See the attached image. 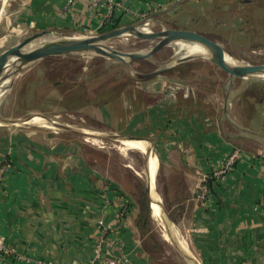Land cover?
I'll return each instance as SVG.
<instances>
[{"label":"crops","instance_id":"0c3cea01","mask_svg":"<svg viewBox=\"0 0 264 264\" xmlns=\"http://www.w3.org/2000/svg\"><path fill=\"white\" fill-rule=\"evenodd\" d=\"M89 1L27 0L16 11L37 27L90 33L103 24L106 14L120 25L153 12L167 21L184 2L102 0L91 9ZM258 1L239 4L259 14L264 5ZM206 3L200 14L214 8L220 16L229 7L227 0ZM3 11L2 6L0 48L15 29L4 20ZM160 88L136 84L123 90L116 102L95 108L106 122H116L118 130L150 136L166 175L183 189L184 198L176 204L184 206L181 223L202 264H264V101L248 94L249 101L242 102L249 92L245 86L237 99L240 122L229 119L231 130H226L222 122L201 114L195 106L198 96L189 102L144 97ZM181 89L185 99L187 87ZM230 95L227 90L226 98ZM3 127L0 243L17 254H2L0 264H108L117 257H127L128 264H149L135 225L137 206L111 172L108 158L95 166L77 140L40 129ZM234 148L239 157L230 170L221 178L211 176ZM204 178L209 192L199 201L197 187ZM103 230L111 246L96 256L94 247Z\"/></svg>","mask_w":264,"mask_h":264},{"label":"rangeland","instance_id":"374dc122","mask_svg":"<svg viewBox=\"0 0 264 264\" xmlns=\"http://www.w3.org/2000/svg\"><path fill=\"white\" fill-rule=\"evenodd\" d=\"M227 1L229 4L228 9H226L223 15L218 16V11L214 8L211 10L208 8L205 14H200L199 10L207 5L206 0H184V2L175 8L173 11L174 15L169 16L167 21L158 17V20L153 22L149 21L148 23L143 24V27L146 30H156L161 27L162 23H165L167 25L193 29L222 43L224 47L230 50L243 63H264V12H259V14L257 11L254 14L251 13L250 10H247L239 4V1H243L244 3L245 0ZM24 2L27 3V0H5L4 3L0 0V8L3 6L4 10V20H8L9 27L12 25L15 28L8 36L7 42L0 48V52L22 40L24 37L43 29L50 31V35H48L49 37H83L86 35L98 34L109 29V25L105 23L101 24L99 27H104L103 31H99L98 28L96 32L90 33L85 30L71 31L64 28H55L53 26H47L45 28L37 27L34 23L29 22L24 16V18L20 19L22 15L17 13L16 9L20 8ZM258 2L259 5H264V0H259ZM217 7L219 9L221 4ZM220 19L224 20V22L220 21ZM4 20L3 25L5 26ZM177 42L169 43L168 45L161 47L150 57L143 59L141 62L135 63L133 68L138 72H149L161 67L168 60L183 53L187 55L208 54V51L204 48L191 46L193 44L188 42ZM151 43L152 41L150 40L138 39L134 36L116 37L108 42L110 46L121 51L143 50L148 48ZM175 45L178 46V49L176 50L174 49ZM96 58L102 57L86 54L56 56L53 59L44 60L43 63H41L42 61L40 60L32 67L26 68L16 74L12 79H5L2 83L3 91L0 92V117L18 118L29 116L33 118L35 116H40L53 123V126L44 127L36 124H0V128L7 126L16 130L40 129L47 134L55 133L56 135L65 136L81 142L85 152L90 155L89 159L93 165L101 166L102 164H105V160L108 158L110 161L111 172L116 178L123 182L126 192L129 196H131L132 193L133 197L137 191V183L134 176L140 178L145 184L144 167L145 161L148 166L149 157H146L145 153L137 149L122 147L120 139L134 136L135 138L132 139L143 143L146 146H150L152 154L157 159V169L155 174L156 188L160 195L163 208L169 216L170 221L173 223L172 230L185 238L187 242V251L200 262L197 254L189 243V236L181 223L183 215L181 204L178 203L173 209H168L167 207V199L168 202L174 203L180 202L183 199V189L179 187V182H175L174 177L167 176L168 172L165 168V164L161 162L160 157L157 154L158 152L151 142L152 140L150 136L135 131L123 132L117 129L115 126L117 125L116 122H106L105 117L97 111V108L105 103L84 106L76 111H66L57 108V105L54 104L53 100H50L51 96L44 97L42 94L41 98L35 97L36 94L41 91L37 90L38 85H40L38 78L44 73L43 69L48 72L50 67L52 69L56 68L54 71H59L60 68L64 69V71L67 70L66 72L68 73L69 78L71 75L76 77L77 74H81L83 80H85L89 78L85 77L86 73H90L94 70L99 72L100 69L103 70V73H101L102 77L109 76L110 78H123L124 74L116 67H113L116 62L104 58L106 61L105 64L109 66L108 68H105L102 65H96ZM233 59L237 63L240 62L234 57ZM119 66L124 70L121 65ZM175 70L184 71L190 75V79L185 80L180 78L177 72H174ZM125 73L127 75L126 77L136 79L127 71H125ZM25 76L27 84L22 90L21 88L24 86L22 85L23 78ZM61 77L62 76H59V78L63 80ZM102 77L98 78V80H96L97 82H92L90 88L101 85V81L103 80ZM136 80L138 81L133 82L131 86L136 84H156L161 87L160 89L162 90L158 93H147L144 97L148 100L151 99L154 101L162 98V100L165 101L176 100L177 102H189L198 96L200 101H197L196 99L195 106H197V109L201 110V114L208 115L211 119L214 118L217 123L222 122V125L226 130H231L228 125L229 119L233 120L234 118L237 120L236 122H240L238 121L240 120V112L238 110L237 99L245 86L261 87L263 92L260 93V97L257 98L264 100V81L259 85H248L243 83L239 78L228 77L227 73L223 70L200 57L179 63L172 70L161 75L148 79ZM163 83L170 86L178 84V89L172 94L173 92H170L168 87L162 86ZM44 85L46 86V84ZM43 87L44 86L40 85L42 90L44 89ZM179 87L183 89L184 87H187V89H184V92L186 93V95H184L185 99H183V94L181 92L182 89ZM227 90L232 91V95L226 98ZM50 92L51 94H58L59 91L53 89ZM252 92L253 88L244 95L245 97H242V102H248L250 97L247 96L248 94H252ZM225 100L226 106L224 108ZM113 102H116V99L113 100ZM32 107H44L45 109H48V111L39 112L33 109L26 110V108L30 109ZM57 124L68 125L81 132L83 130L99 133L110 138L91 137L88 133L84 134L81 132L68 131L57 127ZM125 165H127V167ZM170 184L174 187H170L169 189ZM167 186L168 191L166 189V196L165 188H167ZM149 191L151 192V189ZM170 214L174 216L175 221L171 219ZM152 219L154 220L153 233L155 240H158V246L151 243L148 238H141L143 246H147L152 251L150 255L148 254L149 264H188L181 252L175 248L169 240L164 238L162 228L154 216H152ZM200 264L202 263L200 262Z\"/></svg>","mask_w":264,"mask_h":264},{"label":"water","instance_id":"95a60500","mask_svg":"<svg viewBox=\"0 0 264 264\" xmlns=\"http://www.w3.org/2000/svg\"><path fill=\"white\" fill-rule=\"evenodd\" d=\"M156 20H158V13L153 12L152 14L143 16L142 18L131 24L111 28L98 34L86 35L83 37H47L32 48L24 50L25 46L31 41H37V39L46 37L50 34L49 30L34 32L0 52V83L7 78L12 79L19 72L23 71L26 68L32 67L35 63L46 57L68 54L94 55L111 60L121 65L125 71L139 80L161 75L172 70L179 63H183L190 59L200 57L223 70L230 78H239L243 83H246L248 85H259L263 83L262 81H264V63H243L230 50L224 47L222 43L208 37L201 32L180 26L167 25L165 23H162L161 27L156 30L150 29L147 32L138 31L141 25L148 23L149 21L153 22ZM121 36H134L138 39L150 40L152 41V43L148 48L138 51H121L108 44L110 40ZM175 41L183 43H196L205 47L208 51V54L187 55L183 53L177 57H173V59L168 60L161 67L149 72H138L133 68V65L135 63L141 62L143 59L150 57L161 47H164L169 43H173ZM228 57H234L240 62L231 64L226 60V58ZM244 77H248L250 79L245 80ZM225 106L226 100L224 102V108ZM28 119L29 116L18 118L2 117L0 119V124H27ZM57 127L72 132H81L74 128H71L68 125L57 124ZM81 133H88L91 135V137L110 138L99 133L87 132L83 130ZM146 166L147 164L145 161V184L150 201L151 215L153 216L151 197L146 180ZM162 210L165 214V222L167 223L168 228L173 229V223L170 221L169 216L163 208V205ZM187 253L188 256L182 253L181 254L185 258L187 263L190 264V253Z\"/></svg>","mask_w":264,"mask_h":264},{"label":"trees","instance_id":"16d2710c","mask_svg":"<svg viewBox=\"0 0 264 264\" xmlns=\"http://www.w3.org/2000/svg\"><path fill=\"white\" fill-rule=\"evenodd\" d=\"M105 24L109 25V29L115 28L120 26L119 21H115L113 19L107 21ZM104 27L99 28V31H103ZM56 56H50L42 59L41 63L44 62V60H49L53 59ZM97 61V62H96ZM96 65H102L103 67H109L107 64H105V59L104 58H96ZM102 63V64H100ZM112 67V66H111ZM113 67H116L119 69L121 73L124 74L123 78H110L109 76L107 77H102L101 73H103V70L100 69L98 72L97 70H94L90 73H86L85 77H89L85 80H83L81 74H77L76 77L71 75L70 78L68 76V73L66 72L67 70L64 71V69L60 68L59 71L56 70V68L48 70L46 72L43 69V74L40 78H38V81L40 82L39 84L44 86L43 90L40 88V85H38L37 90L39 91L35 97H50V100H53L54 104L57 105V108L59 109H64L66 111H76L84 106H90V105H97L99 103H111L113 100L117 99L120 93L123 90L129 89L133 82H136L138 80L136 79H131L130 77H126L125 71L119 66V64L115 63ZM174 72H177L178 76L182 79L189 80L190 75L185 73L184 71H179L175 70ZM64 73V74H62ZM59 76H62L60 79ZM31 77V76H30ZM102 77L103 80L101 81V85L90 88V85H92V82H97L98 78ZM126 77V78H125ZM67 79V80H66ZM80 79V80H79ZM26 76L23 78V84L22 90L27 84ZM47 81V82H46ZM86 81V82H85ZM46 84V86L44 85ZM82 86V88H81ZM84 86V87H83ZM253 88L252 92V97L257 101L261 102L264 100H260L257 97H260V93L263 92V89L261 87H248L249 91ZM57 89L59 92L58 94H51V90ZM37 110L39 112H47L48 109H45L44 107L41 108H26V110ZM134 179L137 183V191L135 193V196H132L131 193V199L135 202L137 206V215L135 218V225L139 229L140 236L142 239L148 238L151 243H154L155 245L158 246V240H155V236L153 233V219L151 215V208H150V201L148 198L147 194V188L144 182L140 179L137 178V176H134ZM170 187H174L171 184L169 185ZM168 191V186L165 188V195L167 196V191ZM165 196V197H166ZM184 198V197H183ZM186 198V197H185ZM181 204V203H180ZM178 204L174 202H168L167 199V207L168 209H173L176 207ZM182 211L184 209L183 204H181ZM186 213H188V209L186 210ZM170 217L173 221H175V218L172 214H170ZM143 246V244H142ZM143 249L147 254H151L150 248L147 246H143Z\"/></svg>","mask_w":264,"mask_h":264},{"label":"bare ground","instance_id":"6f19581e","mask_svg":"<svg viewBox=\"0 0 264 264\" xmlns=\"http://www.w3.org/2000/svg\"><path fill=\"white\" fill-rule=\"evenodd\" d=\"M138 31L139 32H147L148 30H146L143 27V25H141L139 27ZM47 37H49V36L41 37V38L37 39V41H31L29 44H27L25 46L24 50L32 48L33 46L37 45L38 43H40L42 40L46 39ZM50 37H52V36H50ZM175 42H177V41H175ZM177 43H179V42H177ZM188 43H190V42H188ZM191 44H193L191 46L206 49L205 47L198 45L196 43H191ZM174 49L175 50L178 49V46L175 45ZM226 60H227V62H229L231 64L237 63L234 61L233 57H228V58H226ZM244 79L249 80L250 78L244 77ZM4 81H2L0 83V92L3 91V84L2 83ZM1 118L2 117H0V119ZM27 124H34V125L36 124V125H40V126H44V127L53 126V123L49 122L47 119L40 117V116H35L33 118L29 117V119L27 120ZM132 138H135V137L131 136L128 138L126 137V138L120 139V143H121L122 147H124V148L137 149V150L145 153L146 157H149V164H148V166H146L147 167V176H146L147 179L146 180H147V184H148V190L151 189V192L149 191V194L151 193L150 197H151L152 214H153L154 218L159 222V224L162 228V231H163L164 238L169 240L171 242V244H173L174 247L177 248L182 254L188 256L187 242H186L185 238L180 236L179 234L173 232L172 229L168 228L167 223L165 222V220H166L165 214L162 210L161 198H160V195L157 191L156 181H155V174H156V169H157V165H156L157 159L152 154V151L150 150V146H146L143 143L137 142L136 140H134ZM146 164H147V162H146ZM189 262H190V264H200L199 261L196 258H194L191 254L189 256Z\"/></svg>","mask_w":264,"mask_h":264},{"label":"built area","instance_id":"2783aa9c","mask_svg":"<svg viewBox=\"0 0 264 264\" xmlns=\"http://www.w3.org/2000/svg\"><path fill=\"white\" fill-rule=\"evenodd\" d=\"M102 0H90L89 1V7L91 9H97L99 5L101 4ZM110 20V14H106L104 16V23ZM163 87H168L170 92H173L174 94L177 89H178V84H174V86L166 85V83L162 84ZM181 89V87H179ZM239 157V149L234 148L230 154L228 155L227 159L225 160L223 166L215 171L212 172L211 176L215 178H221L223 177L229 170L230 168L234 165L235 161ZM3 167H0V182L1 178L3 175ZM209 192L208 184H207V179L204 178L201 183L197 187V192H196V198L199 201L204 200L207 197V194ZM262 203L264 204V199L262 200ZM126 208L121 209V215L124 213ZM106 230L102 231L101 237L97 240L95 247H94V253L96 256H99L101 252L105 249L109 251V246H111V242L109 239L106 238L105 236ZM5 253H14L17 254V252L13 251L12 249H9L8 247L4 246V244L0 243V257L2 254ZM129 259L127 257H117L115 259H110L108 260V264H128Z\"/></svg>","mask_w":264,"mask_h":264}]
</instances>
